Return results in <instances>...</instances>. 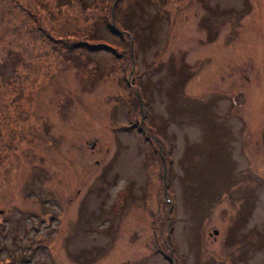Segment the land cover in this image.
<instances>
[{"label":"rangeland","instance_id":"1","mask_svg":"<svg viewBox=\"0 0 264 264\" xmlns=\"http://www.w3.org/2000/svg\"><path fill=\"white\" fill-rule=\"evenodd\" d=\"M76 4L0 0V264H264V0Z\"/></svg>","mask_w":264,"mask_h":264},{"label":"flooded vegetation","instance_id":"2","mask_svg":"<svg viewBox=\"0 0 264 264\" xmlns=\"http://www.w3.org/2000/svg\"><path fill=\"white\" fill-rule=\"evenodd\" d=\"M134 84H135V80H134ZM138 96H139V94H138ZM139 104H140V107H141V109H142V100H140V97H139ZM141 111V110H140ZM142 115H144V113H143V111H141V116H139V118L141 117V119L139 120V119H137L136 120V126H138V128L136 129V130H138V132H140V133H144V134H146V135H148L149 137H151L150 136V134H149V131L147 130V129H145V122H146V117H145V119L143 120L142 119ZM28 184H30V183H28ZM32 184V183H31ZM11 209V208H10ZM9 214L8 213H6L5 211H2V213L0 214V216L1 217H7ZM0 222H2V220L0 221ZM10 232V234L12 233V234H15V231L14 230H11V231H9ZM8 232V233H9ZM17 232V231H16ZM7 233V234H8ZM7 236V235H6ZM20 246H21V244H20ZM20 246H19V249H20ZM11 251H10V254H12L13 252V250L12 249H10ZM24 251V249H23V247H22V250H21V253H20V255L22 254V252ZM9 252V251H8ZM17 259V258H16ZM17 260H19V259H17ZM20 261H23V257L22 256H20ZM87 264H92V263H87ZM99 264H108V262L105 260V261H103V262H100Z\"/></svg>","mask_w":264,"mask_h":264},{"label":"trees","instance_id":"3","mask_svg":"<svg viewBox=\"0 0 264 264\" xmlns=\"http://www.w3.org/2000/svg\"><path fill=\"white\" fill-rule=\"evenodd\" d=\"M64 1V0H63ZM76 2H77V4H76V6H78V0H76ZM8 9V8H7ZM116 34H121V33H116ZM127 37H129L130 39H131V41H133V37H131L129 34H127ZM57 41H62V40H60V39H57ZM89 41H90V39H89ZM94 41H97V40H94ZM101 42H104V41H102V40H100ZM90 44H88V46H89ZM87 45H84V47L85 48H83V49H87L88 51H91V52H93V51H96L97 49H103V47L102 46H89L88 47ZM105 46V45H104ZM79 47H81V46H79ZM75 49H77L76 47H73V48H70V50H75ZM69 50V51H70ZM135 50V49H134ZM134 61L136 62V59H134ZM134 66V63H133V61H132V64H131V67H133ZM137 96V95H136ZM138 97V96H137ZM136 97V98H137ZM18 100V97H17V99L14 101V102H12L11 103V105H10V109H11V106H13L14 105V103L16 102ZM138 110L140 111V104H139V100H138ZM9 115H10V113H9ZM6 118H8V117H6Z\"/></svg>","mask_w":264,"mask_h":264},{"label":"water","instance_id":"4","mask_svg":"<svg viewBox=\"0 0 264 264\" xmlns=\"http://www.w3.org/2000/svg\"><path fill=\"white\" fill-rule=\"evenodd\" d=\"M133 83H134V81H133ZM216 234H217V231H216Z\"/></svg>","mask_w":264,"mask_h":264}]
</instances>
